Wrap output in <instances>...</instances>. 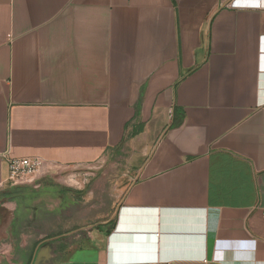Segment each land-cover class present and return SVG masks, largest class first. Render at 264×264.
<instances>
[{
  "label": "crops",
  "instance_id": "0c3cea01",
  "mask_svg": "<svg viewBox=\"0 0 264 264\" xmlns=\"http://www.w3.org/2000/svg\"><path fill=\"white\" fill-rule=\"evenodd\" d=\"M105 155V230L38 264H264V0H0V192Z\"/></svg>",
  "mask_w": 264,
  "mask_h": 264
},
{
  "label": "rangeland",
  "instance_id": "374dc122",
  "mask_svg": "<svg viewBox=\"0 0 264 264\" xmlns=\"http://www.w3.org/2000/svg\"><path fill=\"white\" fill-rule=\"evenodd\" d=\"M66 169L71 172L64 173ZM125 176L122 163L109 167L105 155L83 168L43 164L28 183H8L0 197L14 195L17 201L0 199V214L5 213L0 221V264H19L32 245L47 246L49 255H65L89 239L91 231L105 230L118 194L113 181Z\"/></svg>",
  "mask_w": 264,
  "mask_h": 264
},
{
  "label": "built area",
  "instance_id": "2783aa9c",
  "mask_svg": "<svg viewBox=\"0 0 264 264\" xmlns=\"http://www.w3.org/2000/svg\"><path fill=\"white\" fill-rule=\"evenodd\" d=\"M43 161L36 157L7 158V182L11 185H22L36 177L43 167ZM264 218V208H259Z\"/></svg>",
  "mask_w": 264,
  "mask_h": 264
},
{
  "label": "water",
  "instance_id": "95a60500",
  "mask_svg": "<svg viewBox=\"0 0 264 264\" xmlns=\"http://www.w3.org/2000/svg\"><path fill=\"white\" fill-rule=\"evenodd\" d=\"M49 254L50 249L47 246L38 248L36 250L32 264L42 263L43 261H45V259L49 257Z\"/></svg>",
  "mask_w": 264,
  "mask_h": 264
},
{
  "label": "trees",
  "instance_id": "16d2710c",
  "mask_svg": "<svg viewBox=\"0 0 264 264\" xmlns=\"http://www.w3.org/2000/svg\"><path fill=\"white\" fill-rule=\"evenodd\" d=\"M3 198H4L5 200H7L8 197H6V196L4 195ZM4 199H3V200H4ZM0 211H1V210H0ZM4 212H5V211H4ZM4 212H3V213H4ZM4 214H5V213H4ZM4 214H3V215L0 214V221L2 220L1 218L4 216Z\"/></svg>",
  "mask_w": 264,
  "mask_h": 264
}]
</instances>
